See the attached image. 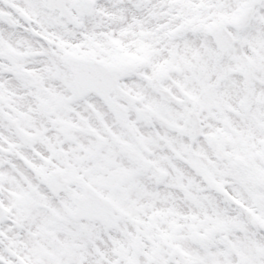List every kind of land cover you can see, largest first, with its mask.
<instances>
[{"label":"snow or ice","instance_id":"6c2138e0","mask_svg":"<svg viewBox=\"0 0 264 264\" xmlns=\"http://www.w3.org/2000/svg\"><path fill=\"white\" fill-rule=\"evenodd\" d=\"M0 264H264V0H0Z\"/></svg>","mask_w":264,"mask_h":264}]
</instances>
